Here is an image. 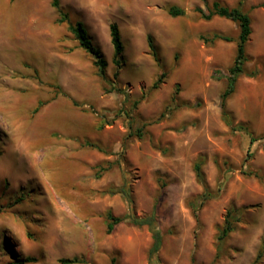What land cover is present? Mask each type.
Here are the masks:
<instances>
[{
    "label": "rangeland",
    "instance_id": "374dc122",
    "mask_svg": "<svg viewBox=\"0 0 264 264\" xmlns=\"http://www.w3.org/2000/svg\"><path fill=\"white\" fill-rule=\"evenodd\" d=\"M57 1L84 24L110 78L109 26L117 24L122 94L57 23L53 0H0V264H252L264 239V0L242 6L251 18L248 61L225 106L241 131L223 123L220 108L236 42L212 40H235L236 23L202 20L201 0ZM172 6L185 16L171 17ZM200 158L215 195L201 206ZM230 208L241 221L220 246ZM128 211L155 216V257L149 227L122 223L107 233V212Z\"/></svg>",
    "mask_w": 264,
    "mask_h": 264
},
{
    "label": "trees",
    "instance_id": "16d2710c",
    "mask_svg": "<svg viewBox=\"0 0 264 264\" xmlns=\"http://www.w3.org/2000/svg\"><path fill=\"white\" fill-rule=\"evenodd\" d=\"M201 2L206 7V12H204L201 8L195 7L194 12L199 14L202 20L210 21L214 17L225 19L231 22H234L238 25L239 34L237 38L231 39L224 36L215 35L213 36L212 40H221L224 42H236V56L234 58L232 66L228 70L227 76V86L224 92L220 96V108H221V119L223 123L229 127L232 131H241L240 127L233 126L232 118L230 114L227 112L225 106L226 101L228 98L234 93L235 85L238 78L244 74V66L248 61L246 56L245 48L247 41L249 40L252 30H251V18L250 16L243 10V2L244 0H239L236 6L229 7L227 5L222 4L219 1H213L212 3H208L207 0H201ZM52 6L58 10L59 18L57 23L59 24H66L68 31L73 36L74 40L78 43L80 49H82L91 59L92 64L97 71L98 77L107 85L110 86V89L113 92L121 93L120 88L118 87V77L120 70L125 66L126 61L124 58V46L121 39L120 31L117 24L113 23L109 26V35H110V43L113 48V58L112 64L115 68L112 77H108L106 69H107V62L103 58L100 50L92 43L90 37L88 36L87 29L85 28L84 24L81 22L72 23L69 19L67 14H64L62 11L59 10V4L57 0H53ZM168 14L173 17H182L185 16V11L178 7H170L168 9ZM202 41L205 42V38H201ZM148 46L152 53L154 60L159 63V58L155 47L152 44V40H148ZM166 78V74L163 72L157 80L152 84V89L156 90L159 86L163 83L164 79ZM122 94V93H121ZM138 102L134 103L135 107ZM129 117V114H128ZM240 129V130H238ZM131 136V133L128 134ZM252 142L254 140L252 139ZM204 158H200L195 161L193 164V172L195 175V179L197 183L202 187V194L198 197L199 205H204L211 199L215 197V195L210 190L209 186L206 183V179L202 170L204 165ZM219 192V191H218ZM124 195V197H128V194L125 192H120ZM194 218L196 222H198V217L194 214ZM241 215L239 210L236 208H230L226 212V216L223 220V223L218 228L217 234V243L218 245L222 246L225 241L227 240L228 236L233 233L236 229L237 223H240ZM128 223L134 227H144L147 226L151 229L152 233V244L148 252L149 258L155 257L162 244V236L158 230L154 229L155 224V216L151 215L147 218L139 219L128 211L122 217H115L112 215L111 212H107L106 214V231L108 234H111L115 227L122 224ZM264 258V239L263 245L257 252L255 259L252 264H260L262 259ZM26 264H34L37 262V259L34 257H26L24 258L21 263ZM60 264H82L83 261L78 258L72 259H62L59 261ZM111 264H116V260L113 258L111 260Z\"/></svg>",
    "mask_w": 264,
    "mask_h": 264
}]
</instances>
